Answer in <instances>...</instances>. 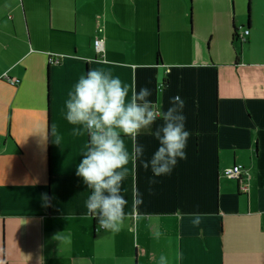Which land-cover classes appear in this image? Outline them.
Returning a JSON list of instances; mask_svg holds the SVG:
<instances>
[{
  "label": "crops",
  "instance_id": "0c3cea01",
  "mask_svg": "<svg viewBox=\"0 0 264 264\" xmlns=\"http://www.w3.org/2000/svg\"><path fill=\"white\" fill-rule=\"evenodd\" d=\"M28 2L0 0V264H156L161 253L170 264H264V9L247 27L229 0H194L192 52L186 17L162 19L158 38L148 0ZM235 27L249 31L240 50ZM93 68L150 88L165 110L180 95L191 133L171 175L139 163L130 172L119 232H97L86 214L76 165L88 137L63 118L67 93ZM138 139L150 159L157 142ZM235 165L241 181L225 175Z\"/></svg>",
  "mask_w": 264,
  "mask_h": 264
},
{
  "label": "clouds",
  "instance_id": "9594fccd",
  "mask_svg": "<svg viewBox=\"0 0 264 264\" xmlns=\"http://www.w3.org/2000/svg\"><path fill=\"white\" fill-rule=\"evenodd\" d=\"M152 96L150 88L137 90L104 68L82 74L67 93L63 118L73 126V137H88L76 175L88 190L84 207L86 214L97 220V232L121 230L129 205L124 183L137 163L150 169L153 177H164L187 158L185 149L191 133L186 128L185 101L176 95L165 110ZM142 134L151 135L157 142L150 159H145V145L138 139ZM50 135L62 145L63 136L55 127ZM142 203V193L134 191L132 207ZM190 219L198 227L202 214L192 213ZM156 264H170L168 255L161 253Z\"/></svg>",
  "mask_w": 264,
  "mask_h": 264
},
{
  "label": "rangeland",
  "instance_id": "374dc122",
  "mask_svg": "<svg viewBox=\"0 0 264 264\" xmlns=\"http://www.w3.org/2000/svg\"><path fill=\"white\" fill-rule=\"evenodd\" d=\"M26 1L27 3H29L28 0ZM229 1H230L232 10H233V14H234L232 18H234V23H236V25H238L241 22H244V24H246L247 18L249 15L248 13L249 4H250L251 20L254 18L256 19V17L258 19L263 18L262 13L264 9V0H229ZM147 4L153 6V15H154L153 19L155 22L156 33H157V20H158V31H159V33H157L158 38L160 37L161 31H162L161 30L162 19L164 20V18L167 17L168 24L170 25V24H176L177 21L182 22V19L186 17L185 20H186V24L188 27V29L186 27V30H187V33L191 35V37L189 40H187L186 44L184 45H185L186 50L193 52V49H194L193 35L195 34V29H194L195 9H193L194 0H148ZM161 4L163 6L162 10H161ZM165 8H167V12ZM238 29L242 30L240 27H238ZM178 41L177 42L181 44L182 41L180 40ZM208 41H206L203 48L206 54L209 56L210 48L207 46ZM242 45L239 42H235L236 49L238 50L241 49ZM160 50H161V54L165 53V43L164 42L163 44L161 43Z\"/></svg>",
  "mask_w": 264,
  "mask_h": 264
},
{
  "label": "built area",
  "instance_id": "2783aa9c",
  "mask_svg": "<svg viewBox=\"0 0 264 264\" xmlns=\"http://www.w3.org/2000/svg\"><path fill=\"white\" fill-rule=\"evenodd\" d=\"M248 36H249V31H243V32H238L236 38L241 42V44H245L247 42ZM95 46H96L97 51L99 53H102L101 41L96 40ZM50 62L58 63L59 60H58V58L50 57ZM17 83H18V81H17ZM243 171H244V168L242 165H235L232 168H229L228 170H226L225 175L230 179L241 181ZM246 189H244V190H246Z\"/></svg>",
  "mask_w": 264,
  "mask_h": 264
},
{
  "label": "trees",
  "instance_id": "16d2710c",
  "mask_svg": "<svg viewBox=\"0 0 264 264\" xmlns=\"http://www.w3.org/2000/svg\"><path fill=\"white\" fill-rule=\"evenodd\" d=\"M248 13H249V15H248V18H247V23H246L247 27H249L250 26V23H251V18H250V4H249V8H248ZM237 33H238L237 32V28L235 27L234 28V40H236ZM157 56H158V60L160 61L161 60V55H160L159 52H158Z\"/></svg>",
  "mask_w": 264,
  "mask_h": 264
}]
</instances>
